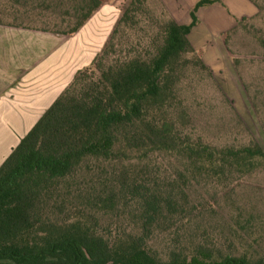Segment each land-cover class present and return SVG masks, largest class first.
Wrapping results in <instances>:
<instances>
[{
    "label": "trees",
    "instance_id": "trees-1",
    "mask_svg": "<svg viewBox=\"0 0 264 264\" xmlns=\"http://www.w3.org/2000/svg\"><path fill=\"white\" fill-rule=\"evenodd\" d=\"M148 1L165 18L151 48L111 58L115 35L128 28L130 13H139L135 6L142 1L131 0L90 66L75 73L0 165V264H264L252 245L239 252L232 243L223 253L207 245L199 234L202 222L195 223L215 208L194 203L193 183H221L264 165L257 142L219 147L184 130L188 114L179 84L190 63L186 56L195 54L210 70L187 35L197 23V9L218 0H199L188 24H178L155 0ZM59 3L65 26L41 30L68 35L102 0ZM161 155L179 164L163 185L152 169ZM83 173L88 186L81 189ZM104 214L114 217L109 234L99 229ZM250 223L234 222L230 229ZM173 229L184 242L162 257L149 242Z\"/></svg>",
    "mask_w": 264,
    "mask_h": 264
},
{
    "label": "rangeland",
    "instance_id": "rangeland-1",
    "mask_svg": "<svg viewBox=\"0 0 264 264\" xmlns=\"http://www.w3.org/2000/svg\"><path fill=\"white\" fill-rule=\"evenodd\" d=\"M117 1L121 16L131 0ZM141 1V5L135 6L139 13H130L132 20L128 28L120 29L115 35V53L111 58L131 55L129 51L132 48L143 49L141 54L151 48L157 24L165 18L152 8L149 1ZM253 1L257 12L251 17H243L227 32L228 68L224 72H212L201 67L195 54H188L186 57L190 63L179 84L188 114L187 121L184 120L185 132L219 147L257 142L264 149V0ZM63 12L59 0H0L1 21L21 23L40 30L63 28L66 24L63 19L67 20ZM158 160L159 163L152 167L157 172L153 177L163 185L164 178L175 172L179 164L177 159L164 155ZM113 165L109 164V171L113 170ZM88 177L85 173L80 177L81 189L88 186ZM103 189L97 188L96 191ZM191 190L195 204L202 208L210 204L215 208V212L206 213L195 221L197 227L202 222L199 234L207 245H214L222 253L232 243L239 252L252 245L254 256L264 258V165L221 183L215 179L200 180L193 183ZM111 216L104 214L99 217V229L104 234H109V225L114 219ZM245 220L252 223L242 229H230V224L238 221L243 224ZM196 225L192 223V226ZM195 233V230L191 231L194 236L197 235ZM235 233H239L241 238L234 237ZM181 241L180 234L173 229L167 233H156L149 243L154 252L165 257Z\"/></svg>",
    "mask_w": 264,
    "mask_h": 264
},
{
    "label": "crops",
    "instance_id": "crops-1",
    "mask_svg": "<svg viewBox=\"0 0 264 264\" xmlns=\"http://www.w3.org/2000/svg\"><path fill=\"white\" fill-rule=\"evenodd\" d=\"M155 1L175 22L188 24L199 0ZM117 2L102 0L89 19L68 35L0 24V165L75 73L102 49L120 16ZM256 12L250 0H218L197 9V23L187 38L212 72L228 68L227 32Z\"/></svg>",
    "mask_w": 264,
    "mask_h": 264
}]
</instances>
